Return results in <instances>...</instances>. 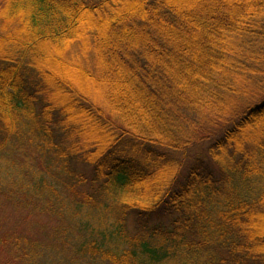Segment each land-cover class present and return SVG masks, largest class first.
Returning a JSON list of instances; mask_svg holds the SVG:
<instances>
[{
	"label": "trees",
	"instance_id": "trees-1",
	"mask_svg": "<svg viewBox=\"0 0 264 264\" xmlns=\"http://www.w3.org/2000/svg\"><path fill=\"white\" fill-rule=\"evenodd\" d=\"M211 8L0 0V161L35 164L0 198L62 222L39 230L66 264H264V6ZM113 59L133 103L99 81ZM0 244L48 262L30 236Z\"/></svg>",
	"mask_w": 264,
	"mask_h": 264
},
{
	"label": "rangeland",
	"instance_id": "rangeland-1",
	"mask_svg": "<svg viewBox=\"0 0 264 264\" xmlns=\"http://www.w3.org/2000/svg\"><path fill=\"white\" fill-rule=\"evenodd\" d=\"M170 1L179 10H181L183 14H186V15H190L197 10H202V8H205V7L214 11L215 7L211 8L212 3H215L216 5L221 4L222 6L231 5L233 6V11L237 13L239 12L241 13L242 11L248 12V11L255 10L259 7L264 6V3H263L264 0H170ZM258 3L259 4L262 3V4L259 5ZM205 4H208V5L205 6ZM205 12L206 11H204V13ZM227 14H230V12L228 11ZM223 43H224L223 46L225 47L228 44L229 46L227 45V47H232V49L234 50L235 48H237L236 44L234 43V40L229 35L225 37V40H223ZM110 48L112 49V47ZM233 52L238 53V50H236V52L235 51ZM109 67L111 68L109 72L103 71L99 74V81L102 82L104 85H106V89L108 88L110 96H116V95L127 96L128 94L129 100L130 101L132 100V103H133L134 98L131 97V94L129 93L130 91L129 87H127L125 84L124 85L121 84L120 78L115 77L116 73L123 72L121 69L122 67H120L119 64L115 62V59H113L112 62L109 63ZM60 69H61L59 73L60 77L65 78L67 80L68 79L71 80V78L75 77V71L68 70L63 67ZM85 85H87L88 89H92L93 87H95V82L88 81L86 82ZM100 87L102 88V86ZM206 146H208L207 143L204 144L202 148H206ZM197 152H198L197 150H193L192 155L195 156ZM18 157L23 158L24 160L23 159L21 160ZM189 157H192V156H188L186 158L187 162L192 161V159H189ZM13 160L17 165L15 166L17 167V169H15L12 166V163H13L12 158L7 159V161H5L4 158H2L0 161V183H4L7 186L8 184L12 182L11 181L12 176L10 172L13 171V168L15 169L14 174L17 175L19 174V171H18L19 169H21L22 167L26 168L24 165V162L28 163V165L31 168L30 170L34 169V165H35L33 163L32 157L28 158L25 156V154L24 155L19 154L17 155V157H13ZM2 188L4 187L0 186L1 190ZM3 199L0 198V239L3 236H5L6 233L10 234V232L21 234L23 236L24 235L30 236L32 237V240L41 242L43 244H48V246L51 247V249L46 250L47 254H45L46 258L49 257L47 264H55V261H54L55 259L59 263L60 261H62V263L60 264H66L68 262V259H66V257L64 256L57 257V254H54V251L57 247V245H55L54 242L55 243H60V242L57 241L56 238L51 240V237L44 236L42 233H40L41 231L39 230V227H45L46 225L50 229L54 227L55 225L58 226L60 223L57 224V220L54 223H51L50 220H48L49 218L43 215L34 216L31 219H27L30 215L27 211L21 210V208L19 209L13 208L12 206L4 203L5 201ZM60 226H62V222ZM50 234L51 232L49 230V236ZM62 239H66V238L62 236ZM7 257H8L7 250L4 249L0 244V264H8V261H6ZM11 264H18V263L12 262Z\"/></svg>",
	"mask_w": 264,
	"mask_h": 264
}]
</instances>
